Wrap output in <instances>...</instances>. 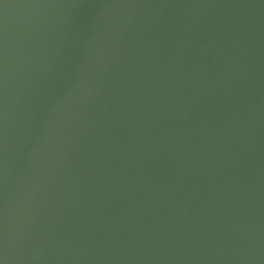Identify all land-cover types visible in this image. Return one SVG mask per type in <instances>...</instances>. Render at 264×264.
I'll return each instance as SVG.
<instances>
[{
    "label": "water",
    "instance_id": "95a60500",
    "mask_svg": "<svg viewBox=\"0 0 264 264\" xmlns=\"http://www.w3.org/2000/svg\"><path fill=\"white\" fill-rule=\"evenodd\" d=\"M0 264H264V0H0Z\"/></svg>",
    "mask_w": 264,
    "mask_h": 264
}]
</instances>
